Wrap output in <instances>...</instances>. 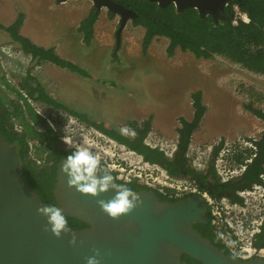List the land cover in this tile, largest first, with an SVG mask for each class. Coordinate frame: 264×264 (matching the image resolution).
<instances>
[{
    "label": "flooded vegetation",
    "instance_id": "flooded-vegetation-1",
    "mask_svg": "<svg viewBox=\"0 0 264 264\" xmlns=\"http://www.w3.org/2000/svg\"><path fill=\"white\" fill-rule=\"evenodd\" d=\"M235 1L237 0H230L225 5L224 16L229 17L231 10L234 17L237 12L249 17ZM171 4L174 5V3ZM128 8L135 11L136 17L130 18L126 25L130 20L134 23L139 16L135 9ZM175 8L177 11L185 9L179 10L176 6ZM93 9L97 19L93 25L90 43L86 42L84 33L78 27V31L83 35L84 43L88 46L92 43L98 16L105 7L97 10L93 4L91 11ZM108 13L118 16L120 22V15L109 11ZM220 15L201 16H211L214 22H219L223 20L217 18ZM19 19L21 22L16 31L18 35L45 49L53 48L61 59L74 64L78 70L64 67L50 59L35 58L32 53L26 52L13 36V32L7 29ZM23 20V14H19L11 23L0 21V31L4 32L10 38V42L17 46V51L12 53L0 45V131L10 144L16 146L21 171L33 187L35 185L32 182H38L42 187L49 185L54 196V203L57 204L54 190L59 163L77 146L86 147L101 155L102 166L107 167L109 172L117 178L118 183L125 184L136 192L141 190L154 192L161 200L172 203L187 200L192 196L203 199L206 221H194L193 228L199 230L214 245L233 257L243 260L264 259V127L258 137H203L204 140H198L195 133L199 129L201 119L192 128L189 137H184L186 129L184 122H192L195 115L192 94L200 91L202 98V91L197 90L190 95L194 109L192 118L179 116L176 127L172 128H176L173 137H167L165 140L161 137H148L151 132V123L156 124L155 120H159V117L165 120V131L170 130L171 117L165 112L161 113V109L165 110L167 106L159 109L153 107L158 111L152 112L150 117L143 121H130L131 129H134L137 134L135 137L121 135L119 130L108 128L104 122L97 119L98 115L103 117L102 112H98L96 108L93 109L89 105L90 108L73 101L81 98L89 104H94L93 100L96 101V96L93 94L97 93V88L87 85L80 87L81 89L74 91L79 92L77 95L72 94L73 100H70L69 105L52 97L55 90H48L40 82L42 77L37 67L41 63L47 62L55 67L64 68L65 72L76 73L85 79H93V73H90L83 65L77 64L75 60L62 57L55 46L45 47L22 34L20 29ZM240 20L243 21L239 18ZM139 26L143 27L144 40L146 28ZM120 43L121 40L118 43L116 30L115 55ZM21 52L28 55V60L33 64L29 66L28 62L24 72L16 73V69H13L11 65H5L4 57L5 60H17L24 66L25 57L19 55ZM35 68L37 72H34ZM51 80V88H55L57 82ZM96 81L105 84L103 80ZM120 85L121 88L127 89L126 84ZM84 88L85 90L82 91ZM99 102L98 106L103 110L109 107ZM53 109H61L62 113L57 116ZM156 116H158L157 119H155ZM255 116L264 121L263 117L256 114ZM73 124L76 126L71 127ZM64 136L68 137L71 143H65ZM140 145L161 154L158 156L159 159L147 156L140 150ZM67 218L72 228L86 227L83 222L73 227L71 218L74 217L67 216ZM184 258L187 259L185 256ZM188 261L192 262L189 258Z\"/></svg>",
    "mask_w": 264,
    "mask_h": 264
},
{
    "label": "rangeland",
    "instance_id": "rangeland-1",
    "mask_svg": "<svg viewBox=\"0 0 264 264\" xmlns=\"http://www.w3.org/2000/svg\"><path fill=\"white\" fill-rule=\"evenodd\" d=\"M92 3L91 0H67L63 4L57 0H0L1 22L11 23L23 14L22 34L45 47L55 46L62 57L75 60L93 73V79H85L76 73L65 72L64 68L41 63L37 67L42 77L40 82L48 90H55L52 97L69 105L72 94L79 93L74 91L86 85L97 88V93L93 94L96 96L94 104L81 98L73 101L96 108L103 113V117L98 115L97 119L119 131L124 126L131 128L129 122L132 120L143 121L150 117L152 112L158 111L153 107L167 106L161 113L171 117L170 130L166 132L164 118L158 120L156 116L157 123H151L148 134V137L165 140L173 137L176 128H172L176 127L179 116L192 118L194 109L190 95L201 90L206 109L195 133L196 139L259 136L264 121L255 116L253 110L264 111V74L223 55L205 58L180 49L169 55V39L163 36L156 37L144 51L143 27L131 20L122 32L115 55L119 17L109 15L106 8L98 16L93 40L88 46L78 27L90 14ZM10 41L0 31V45L15 53L17 46ZM19 55L25 57L24 66L4 57L5 65H11L16 73L24 72L28 62L29 66L33 64L28 55L22 52ZM50 78L57 82L55 88H51ZM96 80H103L105 84ZM122 83L127 89L121 88ZM99 101L110 108L103 110L98 106ZM53 112L59 116L62 110L53 109ZM74 126L76 124L71 125ZM139 148L152 159H159L161 155L143 145Z\"/></svg>",
    "mask_w": 264,
    "mask_h": 264
},
{
    "label": "water",
    "instance_id": "water-1",
    "mask_svg": "<svg viewBox=\"0 0 264 264\" xmlns=\"http://www.w3.org/2000/svg\"><path fill=\"white\" fill-rule=\"evenodd\" d=\"M66 0H58L65 2ZM97 10L102 7L121 16L117 38L127 21L136 13L116 0H92ZM160 6L171 3L181 10L192 7L201 15L224 16L230 0H149ZM16 146L0 131V264H86L92 249L101 251L100 264H264L263 258L243 260L233 257L214 245L194 221L205 222V202L192 196L180 202H166L154 192L137 191L143 204L119 219H112L97 204L108 200L115 190L99 197L81 194L66 184L59 163L54 190L57 205L67 216L86 224L75 229L77 244L69 243L72 234L60 238L45 231L46 218L37 209L45 202L39 191L22 173ZM103 173H100L102 175ZM187 257V259L184 258Z\"/></svg>",
    "mask_w": 264,
    "mask_h": 264
},
{
    "label": "trees",
    "instance_id": "trees-1",
    "mask_svg": "<svg viewBox=\"0 0 264 264\" xmlns=\"http://www.w3.org/2000/svg\"><path fill=\"white\" fill-rule=\"evenodd\" d=\"M127 7L135 9L139 16L135 24L146 28L143 40L144 51L148 48L156 36L169 38L168 54L172 55L177 48L183 51H191L196 56L210 58L214 55H223L232 61L243 64L246 68L264 73V0H237L235 1L249 16V22L239 21L233 24V11H229V17L219 22H214L211 16H201L196 9L185 8L177 11L173 4L162 7L149 0H118ZM97 19L95 9L84 18L79 26L84 33L86 42L90 43L93 34V25ZM21 20L8 27L13 36L18 40L26 52L33 54L38 59H50L62 66L71 69L78 68L64 59H61L53 48L45 49L31 43L27 38L16 33ZM17 34V35H16ZM195 107L194 120L184 122L186 129L184 137H189L192 128L200 122L205 112L202 103L201 92L192 94ZM253 112L264 118V112L254 109ZM264 137V135H263ZM50 176V175H48ZM45 204L54 203V196L49 185L44 187L38 182H32ZM73 227L80 222L71 218ZM75 229H78L75 228ZM192 262H198L190 259Z\"/></svg>",
    "mask_w": 264,
    "mask_h": 264
},
{
    "label": "clouds",
    "instance_id": "clouds-1",
    "mask_svg": "<svg viewBox=\"0 0 264 264\" xmlns=\"http://www.w3.org/2000/svg\"><path fill=\"white\" fill-rule=\"evenodd\" d=\"M121 135L135 137L136 132L128 126L120 128ZM65 143H71L66 136ZM61 171L66 176L69 188H75L81 194H90L99 197L102 193L115 190V195L108 199H98L100 209L112 219H119L143 204L135 190L125 184L118 183L107 167L101 164V155L92 152L86 147L77 146L62 162ZM100 173H103L100 175ZM39 215L46 218L45 231H50L55 237L60 238L62 233H71L69 243L77 244L76 232L69 227L67 215L55 203L43 204L37 209ZM92 255L85 257L86 264H100L101 251L93 248Z\"/></svg>",
    "mask_w": 264,
    "mask_h": 264
},
{
    "label": "built area",
    "instance_id": "built-area-1",
    "mask_svg": "<svg viewBox=\"0 0 264 264\" xmlns=\"http://www.w3.org/2000/svg\"><path fill=\"white\" fill-rule=\"evenodd\" d=\"M239 18L242 19L245 22H249V20H250L249 17H247L246 14L242 15V14L237 12V15L233 18L232 23L233 24H238Z\"/></svg>",
    "mask_w": 264,
    "mask_h": 264
}]
</instances>
